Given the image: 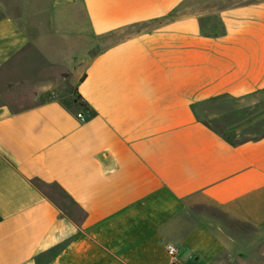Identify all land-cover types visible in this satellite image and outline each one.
<instances>
[{"label":"crops","instance_id":"1","mask_svg":"<svg viewBox=\"0 0 264 264\" xmlns=\"http://www.w3.org/2000/svg\"><path fill=\"white\" fill-rule=\"evenodd\" d=\"M0 264H264V0H0Z\"/></svg>","mask_w":264,"mask_h":264},{"label":"rangeland","instance_id":"2","mask_svg":"<svg viewBox=\"0 0 264 264\" xmlns=\"http://www.w3.org/2000/svg\"><path fill=\"white\" fill-rule=\"evenodd\" d=\"M206 122L216 130L223 132L224 125L220 124L217 119H209ZM52 197L62 204H69L68 199L57 188H46ZM192 210L198 214L212 228L214 232L222 238L227 239L236 233V225H238V234L240 232V223L230 218L224 211L218 208L213 203L205 199H196L191 201ZM243 232V231H242Z\"/></svg>","mask_w":264,"mask_h":264},{"label":"built area","instance_id":"3","mask_svg":"<svg viewBox=\"0 0 264 264\" xmlns=\"http://www.w3.org/2000/svg\"><path fill=\"white\" fill-rule=\"evenodd\" d=\"M79 118L85 121V117H83V115H79ZM167 249L170 256L174 259L178 253L177 247H175L174 245H168Z\"/></svg>","mask_w":264,"mask_h":264}]
</instances>
